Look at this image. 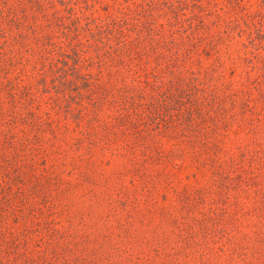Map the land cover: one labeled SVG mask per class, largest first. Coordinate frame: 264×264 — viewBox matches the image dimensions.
<instances>
[{
    "label": "rangeland",
    "instance_id": "1",
    "mask_svg": "<svg viewBox=\"0 0 264 264\" xmlns=\"http://www.w3.org/2000/svg\"><path fill=\"white\" fill-rule=\"evenodd\" d=\"M0 264H264V0H0Z\"/></svg>",
    "mask_w": 264,
    "mask_h": 264
},
{
    "label": "trees",
    "instance_id": "2",
    "mask_svg": "<svg viewBox=\"0 0 264 264\" xmlns=\"http://www.w3.org/2000/svg\"><path fill=\"white\" fill-rule=\"evenodd\" d=\"M135 3H139L138 1H135ZM143 7L145 8L144 4H146V2L142 3ZM140 6V4H139ZM68 9H71L72 7H66ZM148 9L145 8V10L143 8H137L136 10L133 11V14L135 15L133 18H137L139 16V14H143L145 15V12ZM70 10H68L69 13ZM151 11H148L146 13L150 14ZM51 15L49 17L45 18V21L38 23L37 26H35V24H23L21 23L22 27H26L25 32L29 33L30 37H32L34 39L35 42L39 43V45L41 46V48L43 50H46L48 52H53V51H58L60 50V45L59 43L56 41V39L53 37L54 35V30H52L51 25H56L58 24V27L60 28V30L63 32V34H67L70 31H73L75 33V31L79 30L81 25V21L79 20L80 17L78 13H75V11H71L70 14H72L73 16L68 15V17L72 20V23L70 25L66 24L63 22V18H62V14H57V9H53L51 10ZM43 15V14H41ZM147 15H145L146 17ZM94 18L87 20L88 22L93 23L94 25L97 26V28L95 29V31H93V34L98 31L99 29H101L102 31L105 30V32L103 33V35H100V38H105V39H110V37H112L114 34L112 32H114V26L119 22V21H124L125 19L122 20H117L114 18H111L110 21H106V24H100L96 21H93ZM147 22H145V25H151V27L154 25L155 20L153 18L151 19H147ZM19 25V24H18ZM85 28V27H84ZM89 28V27H87ZM86 29V28H85ZM21 32V31H20ZM99 35V34H98ZM97 35V36H98ZM121 43V44H120ZM125 41H123L122 39H119L117 41V44L115 45V47H112V52L114 55H117L119 53H123L126 51V46H124ZM126 55V54H125ZM207 217H209V215H207ZM202 218V219H201ZM199 219H196V223H198V221H202L203 219L205 220V217H201ZM203 220V221H204ZM202 223V222H201ZM225 234H227V231L219 228H212L208 231H203V235H208L211 238L213 237H218L221 238L223 237ZM227 238V236H226ZM236 253L240 254L242 253V256L245 255V250L243 249V247H236ZM240 256L241 259H243L244 257Z\"/></svg>",
    "mask_w": 264,
    "mask_h": 264
}]
</instances>
